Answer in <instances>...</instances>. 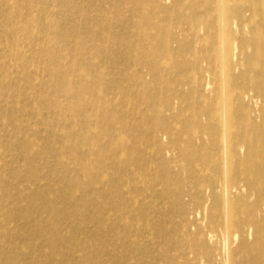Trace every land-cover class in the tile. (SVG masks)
<instances>
[{"label": "bare ground", "instance_id": "6f19581e", "mask_svg": "<svg viewBox=\"0 0 264 264\" xmlns=\"http://www.w3.org/2000/svg\"><path fill=\"white\" fill-rule=\"evenodd\" d=\"M84 1L98 13L74 6L66 51L46 6L13 3L57 49L32 50L49 84L24 78L73 162L40 207L72 220L49 246L79 248L57 264H264V0Z\"/></svg>", "mask_w": 264, "mask_h": 264}, {"label": "rangeland", "instance_id": "374dc122", "mask_svg": "<svg viewBox=\"0 0 264 264\" xmlns=\"http://www.w3.org/2000/svg\"><path fill=\"white\" fill-rule=\"evenodd\" d=\"M14 1L0 0V18H2L0 19V264H42L45 261L57 264L62 257H68V254L76 255L75 250L79 247L75 245L76 243L73 240L68 239L70 243L67 241L62 246V250H52L49 246L50 243L56 244L54 238L52 239V235L58 234V230L62 231L61 233H66L64 228L67 223L69 224L70 220H67L66 224L59 226L61 223H65V218L61 221L59 220L61 216L43 214L40 212V207L47 200L53 201L54 206L58 205L60 201L57 199L58 194L60 192L67 193L62 180L65 178V174L68 175L64 171L72 169L73 162L65 157L59 158L62 151L59 137L51 134L48 127L41 123L44 116L37 113L36 105L29 98V94L31 95L32 91L30 92L29 89H26L27 84L24 79L26 77L31 80L35 84V89H38L37 84L40 81L45 80L46 84H49L47 82L49 79L40 66L44 62L46 64L51 62L47 55L54 56V54H57V49H55V42L50 41L43 34V30L46 32V28L39 14L41 10L38 11L34 7L32 8V4H29L32 9L27 12L25 9L21 10V7L14 5ZM23 1L46 6L47 16L51 19L54 17V21L57 22L55 23L57 25L56 28L49 29L48 34L58 36L63 42L62 48L65 51L72 46V36L65 30L78 25L82 27L81 29H84L83 27L86 26L87 20L78 17L79 13H77V9L74 6L83 3L84 13H86V16L90 15L89 17L98 13V11L96 12V10L90 8V5L88 6L84 0H71L69 5H66L65 0H42V3L41 0H37L38 2ZM26 14L28 16L27 20L30 22V24L27 23V26L23 24L24 15ZM111 21H114L115 24L120 23L119 20L114 19L112 16ZM31 22H34V25ZM63 25H65L64 28H62ZM11 30H14L13 33ZM21 30L23 32L27 31V34ZM110 30V28L109 31L106 29L104 33L110 32ZM97 32L102 31L99 30ZM41 34H43V38ZM109 41L110 39L108 38ZM33 48H38L41 52L47 51V55L41 53V56H39L32 51ZM34 62L36 65L33 64ZM21 65L26 69L23 74L19 70ZM5 79L6 81H4ZM46 169L47 171H45ZM41 182L43 183L40 184ZM2 208L5 210H2ZM66 212L70 213L71 210L64 211L65 215L67 214ZM14 215L15 217H13ZM25 216L26 218H23ZM57 221H60V224H56ZM77 228L75 227L76 231ZM74 238H77V234H75ZM91 241L93 244L94 240L92 239ZM67 243L68 248L65 249ZM47 246L49 248H46ZM11 247L15 248L12 249ZM49 249H51V252ZM46 251H49L51 255H46ZM4 254L5 256H3ZM4 260L6 261L4 262Z\"/></svg>", "mask_w": 264, "mask_h": 264}]
</instances>
